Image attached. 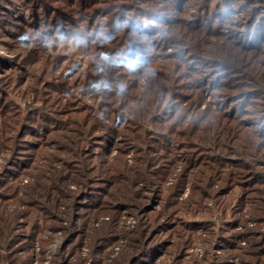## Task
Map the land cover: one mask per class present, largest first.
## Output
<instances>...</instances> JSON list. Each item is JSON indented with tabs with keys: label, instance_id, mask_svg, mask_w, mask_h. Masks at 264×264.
Listing matches in <instances>:
<instances>
[{
	"label": "rangeland",
	"instance_id": "obj_1",
	"mask_svg": "<svg viewBox=\"0 0 264 264\" xmlns=\"http://www.w3.org/2000/svg\"><path fill=\"white\" fill-rule=\"evenodd\" d=\"M0 264H264V0H0Z\"/></svg>",
	"mask_w": 264,
	"mask_h": 264
},
{
	"label": "clouds",
	"instance_id": "obj_2",
	"mask_svg": "<svg viewBox=\"0 0 264 264\" xmlns=\"http://www.w3.org/2000/svg\"><path fill=\"white\" fill-rule=\"evenodd\" d=\"M101 35H103L102 33H101ZM20 39L21 40H26L27 39V36L26 35H24V34H22L21 35V37H20ZM106 62H112V58L111 57H108V59H107V61ZM94 87H96V88H100L101 87V85L100 84H97V85H95Z\"/></svg>",
	"mask_w": 264,
	"mask_h": 264
}]
</instances>
